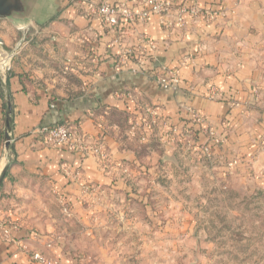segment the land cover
Returning a JSON list of instances; mask_svg holds the SVG:
<instances>
[{
  "label": "crops",
  "instance_id": "obj_1",
  "mask_svg": "<svg viewBox=\"0 0 264 264\" xmlns=\"http://www.w3.org/2000/svg\"><path fill=\"white\" fill-rule=\"evenodd\" d=\"M47 1L39 18L0 20L3 60L9 46H25L0 72V181L9 167L0 184V264H35L36 251L59 264H91L86 248L65 246L74 218L87 223L93 207H124L109 193L132 190L137 171L160 158L179 166L205 148L221 173L264 184V0H200L215 19L187 17L173 32L164 24L173 14L111 26L89 10L122 0ZM169 69L179 71L178 89L157 82ZM63 122L102 141L110 163L43 144L38 129ZM171 134L182 141L169 142ZM158 217L128 210L117 219L132 234L135 223ZM104 243L95 264H124L119 247Z\"/></svg>",
  "mask_w": 264,
  "mask_h": 264
},
{
  "label": "rangeland",
  "instance_id": "obj_2",
  "mask_svg": "<svg viewBox=\"0 0 264 264\" xmlns=\"http://www.w3.org/2000/svg\"><path fill=\"white\" fill-rule=\"evenodd\" d=\"M24 47V40L9 46L6 59L20 55ZM4 56L0 55V64L8 69ZM181 137L171 134L168 141H182ZM203 151L193 162L185 157L178 166L175 159L160 158L138 170L132 190L109 193L124 199V207H93L87 223L74 218L69 226L73 236L65 240V246L86 248L91 264L103 242L119 247L115 256L124 264H264V184L254 176L240 179L221 173L213 166L210 151ZM144 201L150 206L145 207ZM128 210L140 217H159L151 223H135L131 234L117 219ZM86 229L93 233L81 236ZM144 229L151 231L146 238L142 237L146 232L137 233ZM144 242L150 248L142 254L139 246Z\"/></svg>",
  "mask_w": 264,
  "mask_h": 264
},
{
  "label": "built area",
  "instance_id": "obj_3",
  "mask_svg": "<svg viewBox=\"0 0 264 264\" xmlns=\"http://www.w3.org/2000/svg\"><path fill=\"white\" fill-rule=\"evenodd\" d=\"M122 0L116 3H101L100 5H89L92 13L101 17L107 25H118L121 20L136 21L137 19L145 20L150 15L170 16L174 15V19L164 22L167 30L173 32L175 30H183L186 25L187 17L203 22H211L215 19V14L208 8L201 7L200 0ZM5 66V65H4ZM0 64V72L4 69ZM1 75V74H0ZM159 86L163 89H178L181 79L178 70L169 69L157 77ZM149 114L153 119L146 122L151 126L157 119L155 110L149 109ZM196 121L201 118L195 115ZM134 126L133 132H136ZM176 131V130H175ZM42 137V143L50 147H61L72 153L81 154L84 158L94 156L99 162L106 166L109 162V153L105 144L97 139H89L84 136L77 125L70 123H57L55 125H43L38 129ZM65 171L71 172L69 168ZM64 211L68 213V207L64 206ZM4 236H9L11 228L2 227ZM31 260L35 264H59L55 259L48 255L36 251L32 253Z\"/></svg>",
  "mask_w": 264,
  "mask_h": 264
},
{
  "label": "water",
  "instance_id": "obj_4",
  "mask_svg": "<svg viewBox=\"0 0 264 264\" xmlns=\"http://www.w3.org/2000/svg\"><path fill=\"white\" fill-rule=\"evenodd\" d=\"M47 5V0H0V20L5 19L13 23L27 22L39 18Z\"/></svg>",
  "mask_w": 264,
  "mask_h": 264
},
{
  "label": "trees",
  "instance_id": "obj_5",
  "mask_svg": "<svg viewBox=\"0 0 264 264\" xmlns=\"http://www.w3.org/2000/svg\"><path fill=\"white\" fill-rule=\"evenodd\" d=\"M8 169H9V167L7 166V169H6V171H5V174L3 175V178H2L1 181H0V184H2V180H3L4 177L8 174Z\"/></svg>",
  "mask_w": 264,
  "mask_h": 264
}]
</instances>
